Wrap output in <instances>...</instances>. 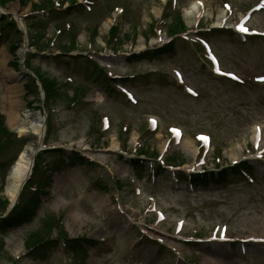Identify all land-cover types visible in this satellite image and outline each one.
Masks as SVG:
<instances>
[{
	"label": "rangeland",
	"instance_id": "1",
	"mask_svg": "<svg viewBox=\"0 0 264 264\" xmlns=\"http://www.w3.org/2000/svg\"><path fill=\"white\" fill-rule=\"evenodd\" d=\"M74 1L82 7L68 16L65 10ZM175 3L0 0V21L6 16L8 24L14 23L36 44L31 47L28 41L22 46H26L25 58L29 53L31 68L59 83L51 99L45 95L54 115V130L49 138L44 136L48 147L64 149L65 159L76 152L93 162L54 176L32 222L0 239V264H264V0ZM33 4L55 9L41 10L37 20H31ZM169 5L172 12L182 9L186 28L174 56L130 61V53L170 41L167 28L178 19L166 17L168 26L163 20ZM194 6L199 7L198 13L185 16ZM243 18H248L245 30L236 31ZM112 26H119L121 35L110 42ZM9 29L10 25L9 37L0 42V113L20 142L0 156V162L11 161L30 143L27 137L19 139L12 126L13 114L2 84L5 70L20 87L21 99H28L23 102L22 124H31L45 99L37 89L27 96L25 86L31 79L23 74L21 37ZM249 31L260 35L251 38ZM71 33L76 36L74 45ZM14 43L18 48L12 54ZM193 44L202 49L196 51ZM204 44L220 63L215 71L235 75L240 82L213 73ZM64 49L81 57L68 66L67 56L61 53ZM82 56L96 61L108 76L130 78L127 87L119 89L124 96L107 98ZM74 89L78 101L72 98ZM44 112L47 118L48 110ZM151 119L157 128L150 126ZM177 132H181L179 140ZM204 135L211 138L208 147L201 143ZM141 150H149L155 170L161 165L156 180H149L146 170L141 180L134 175L137 171L130 160L139 158ZM55 159L49 157L47 162ZM243 162L253 180L211 186L210 191L195 190L182 181L183 175L217 173ZM113 178L121 181V191ZM2 179L3 171L0 185ZM2 196L6 198L5 190ZM50 216L62 217L59 235L67 232L71 238L86 237L97 244L87 247L83 257L57 241L46 251L44 261L27 259L26 237L49 224Z\"/></svg>",
	"mask_w": 264,
	"mask_h": 264
},
{
	"label": "trees",
	"instance_id": "2",
	"mask_svg": "<svg viewBox=\"0 0 264 264\" xmlns=\"http://www.w3.org/2000/svg\"><path fill=\"white\" fill-rule=\"evenodd\" d=\"M47 9L53 10V7H50V6H46L43 8H40L37 6L35 7L36 11L47 10ZM73 9L74 7L72 6L68 10V12H72ZM176 16H177L178 22L173 24L171 27L169 26L168 28L169 34L171 36H174V35H177V34H180L186 31L185 26L181 21L180 12L175 13V17ZM37 18H38L37 16L30 17L31 20L32 19L37 20ZM40 21L44 22V20L42 19H40ZM9 25H10L11 30L15 29V24L14 23L8 24L6 22V17H3L2 20L0 21V38L1 37L3 38L4 36L7 39L9 37L8 34H6V30L8 29ZM15 34L21 37L19 32L16 31ZM117 34H118V29L114 28L111 31V34L109 37L110 42H113V39H115V37L117 38ZM75 38L76 37L72 38L73 45L75 43V40H74ZM174 45L175 44L172 43L171 45H169L167 48H165L162 51H157L155 53H147L140 57H135V59H150L151 60L161 55L172 53ZM17 48H18V44H15V43L12 44L10 48V52L14 54ZM63 51L66 52V49H64ZM78 58L69 57L68 61L66 62L67 65L70 66V64L73 61H78L76 60ZM94 65L95 64L92 63L90 60H86V67H87L86 69L87 70L92 69V74L95 76V80L97 82H100L99 84H104L105 87L107 88V91L109 92V86L111 85V81H109V79L102 78V76H100L101 72L95 75L94 73L97 72V67ZM40 79L42 80L44 84L46 95L48 96L49 99H51V96L53 95V90L56 89V83L50 82L41 76H40ZM26 90L28 94H33L34 90H36L35 84L33 82H30L26 86ZM48 127H49V132H51L53 128L51 121L49 122ZM19 142L20 140L18 141L16 136L6 128L5 119L0 114V156L6 154L7 151L10 150L11 147H13L16 143H19ZM140 154L145 158L150 157L149 150H146V151L142 150ZM47 156H49L50 158L55 157L56 159L54 162L49 161L48 163L47 160L49 157ZM15 159H16V156H14L12 160L9 162H0V172L3 171V179H2L3 181L0 186V215H2L5 212L8 206V202L2 196V192L4 188V179L6 177V174H7V171L10 165L13 163ZM78 164H81L82 166L91 165V163H89L84 158H81L80 156L76 154H74L69 159H65L63 157V151L61 150L47 151V152H44L38 155V157L36 158V162H35L33 176L31 180L29 181V183L26 185L21 195L18 205L7 218L0 219V235H4L7 232H9L11 229H13L14 227L20 226L25 222H29L35 216L39 208V205H40V198H39L40 192L43 187L49 184V181H50V175L48 174L49 171L60 170L62 168H70ZM172 164L176 165L175 162H172ZM132 165L134 166L133 168L136 169L137 174H139L140 177H142V174L145 170L151 171L150 170L151 167L149 168L148 166L149 164H147L146 159L141 158L138 160H134L132 161ZM242 170H248V167L245 163L240 166L231 168V171L237 175L240 174ZM228 171L229 170H224L223 173L220 174V178H221L220 182H225L226 180H228V178L230 177V175L228 174ZM214 180H215V174L207 173L203 176H196L195 178H193V183H194V186H200L203 184H209L210 181L212 182ZM116 186L120 189L122 188L121 183L118 181L116 182ZM49 222L50 223L45 225L42 229L31 233L28 236V238L25 240V247L28 251V257L30 259H41V260L46 259V255H47L46 251L49 248H51L52 245H54V243H56L57 241L65 242L67 251L73 252L74 254H77V255H84L86 253L85 248L87 246L93 247V245H95V243L85 238L70 239L66 234H63L62 231L60 232V235H58L57 239L52 240L51 239L52 233L54 232V230H58L59 224L54 219H51V221Z\"/></svg>",
	"mask_w": 264,
	"mask_h": 264
},
{
	"label": "bare ground",
	"instance_id": "3",
	"mask_svg": "<svg viewBox=\"0 0 264 264\" xmlns=\"http://www.w3.org/2000/svg\"><path fill=\"white\" fill-rule=\"evenodd\" d=\"M199 7L194 6L189 11H185V16L190 17L198 13ZM223 15H221V18ZM220 18V20H221ZM219 20V23L221 22ZM108 24H105L104 28L107 29ZM2 84L7 90L8 99L10 102L11 111L13 114L12 126L15 130L19 132L20 135H26L30 140L29 145L22 151L15 168L12 170L11 175L9 174L7 186L5 189L6 197L14 202L24 186V179L27 178L31 166L32 159L35 157L38 147L40 146V141L44 133V119L40 116H35L31 119V124L26 126V124L21 123V112L23 110V103L21 100V90L16 84V80L8 73L6 70L2 76ZM255 135L259 138V130L254 131ZM256 137V138H257ZM236 149H233V154L236 156Z\"/></svg>",
	"mask_w": 264,
	"mask_h": 264
}]
</instances>
